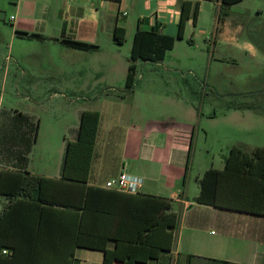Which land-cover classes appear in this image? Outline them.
Here are the masks:
<instances>
[{"label": "crops", "instance_id": "obj_1", "mask_svg": "<svg viewBox=\"0 0 264 264\" xmlns=\"http://www.w3.org/2000/svg\"><path fill=\"white\" fill-rule=\"evenodd\" d=\"M181 1L8 0L12 5L10 19L13 24L9 28L10 53L5 56L7 62L3 65L1 92L5 91L13 62L18 66L14 72L19 78L15 83L16 90L30 101L28 106L32 107L3 109L0 106V173L3 168L12 166L17 154L32 141L31 149L26 153L25 167L35 174L59 177L66 143L77 137L80 115L86 109L78 110V124L63 123L60 119L44 120L35 109L39 103L37 95L50 94L49 97L54 98L72 90L76 85L70 79L73 76L82 78L78 82L81 87L103 84V100L95 109L100 112V119L89 184L106 187L108 179L126 171L138 177L141 186L136 192H122L173 197V209L180 216L175 247L171 252H162L158 260H150L148 264H185L188 253L193 255L191 264H225L224 261L264 264L263 214L193 200L200 191L199 177L210 168L196 172L194 186H191L190 145L191 142L193 145L194 122L199 118V108L191 105L190 120H180L178 116L141 115L135 103L128 108L124 104L126 97L135 92L134 89L127 90L126 79L133 62L131 51L136 30L138 27L151 29L158 24L163 34L177 36ZM214 2L220 7V1ZM189 22L193 23L189 20L187 24ZM116 26L126 29L125 42L129 47L125 54L124 43L119 45L114 40ZM17 30L42 34L44 38L22 37ZM227 30L225 22V26H217L216 33L224 35ZM4 38L1 35V39ZM62 39L83 41L96 47L76 49L63 43ZM179 40L177 38L175 44ZM29 57L34 62L25 66ZM164 60L151 62L160 64ZM139 61L150 60H136V66ZM60 77L64 79L60 80ZM89 77L95 78L94 85ZM22 84L24 90L20 91ZM122 85L125 90L117 91ZM18 112L28 118L15 116ZM36 140L37 144L40 140L42 143L35 166L30 154ZM12 201L10 196L0 194V214ZM175 205L178 208L175 209ZM17 206L5 215L2 224V238L18 244L17 255L10 264H69L64 257L54 254L68 249L74 250L70 264H100L103 260L101 249L68 247L66 243L55 245L53 241L37 245V213H29L26 207H21L24 205ZM51 235L58 237L56 230ZM117 243L110 240L108 246L114 247ZM37 251L42 255L37 257Z\"/></svg>", "mask_w": 264, "mask_h": 264}, {"label": "trees", "instance_id": "obj_2", "mask_svg": "<svg viewBox=\"0 0 264 264\" xmlns=\"http://www.w3.org/2000/svg\"><path fill=\"white\" fill-rule=\"evenodd\" d=\"M206 1H220L221 20L222 16L230 14L233 5L242 0ZM200 2L181 1L177 36L163 34L158 24L151 29L138 27L132 44L133 62L126 79L128 91H132L136 83L134 61L164 60L176 39L184 38L187 22L192 20L194 25L197 24ZM17 34L26 38H44L42 34L20 30ZM114 40L119 45L125 43L124 27L116 26ZM61 41L76 49L96 47L74 39ZM15 116L28 118L21 112ZM99 119L98 110L82 111L77 137L66 143L59 177L35 174L25 167L28 160L26 153L31 149L32 141L25 144V150L17 154L12 166L2 169L0 194L10 196L13 201L0 214V263L10 264L17 255L18 244L2 238L4 217L16 205H24L21 207H26L29 213H37V245L53 241L55 245L66 243L68 247L101 249L104 258L100 264H148L150 260H158L162 252L173 250L180 220L179 213L173 209V197L126 193L89 184ZM198 180L200 191L194 201L264 215V145L255 147L253 151L233 145L225 156L224 167H210ZM55 230L58 237L54 238L51 233ZM110 240L118 243L109 247ZM4 248L8 252H4ZM54 254L64 257L70 264L74 250ZM41 255L37 251V257ZM34 256L33 260L36 259ZM192 256L190 253L186 255L185 264H191ZM224 263L243 264L233 261Z\"/></svg>", "mask_w": 264, "mask_h": 264}, {"label": "rangeland", "instance_id": "obj_3", "mask_svg": "<svg viewBox=\"0 0 264 264\" xmlns=\"http://www.w3.org/2000/svg\"><path fill=\"white\" fill-rule=\"evenodd\" d=\"M11 6L8 0H0V106L29 108L30 101L16 90L19 78L14 72L18 66L13 62L5 91L1 92L5 56L10 53ZM219 13L217 2L201 1L196 26L187 24L184 38L167 52L162 63L139 61L135 92L124 102L127 108L135 103L141 115L178 116L180 120H190L191 105L199 108L190 155L191 186L196 172L211 166L223 168L233 145L247 151L264 145V0H242L221 20ZM225 22L226 33H216L217 26H225ZM1 35L5 38L1 39ZM126 42L123 54L129 47ZM27 61L25 66L34 62L32 57ZM70 79L76 85L68 92L54 98L50 94L37 95L39 103L35 109L44 120L78 124L79 109L100 107L103 84L95 86V78L89 77L94 86L81 87V77ZM122 86L117 91L125 90ZM19 89L24 90L23 84ZM38 143L36 140L30 154L35 166L42 140Z\"/></svg>", "mask_w": 264, "mask_h": 264}, {"label": "built area", "instance_id": "obj_4", "mask_svg": "<svg viewBox=\"0 0 264 264\" xmlns=\"http://www.w3.org/2000/svg\"><path fill=\"white\" fill-rule=\"evenodd\" d=\"M105 186L120 191L136 192L141 186V180L136 176L130 175L126 171H122L117 177L108 179L105 182ZM3 251L8 252V249L4 248Z\"/></svg>", "mask_w": 264, "mask_h": 264}]
</instances>
